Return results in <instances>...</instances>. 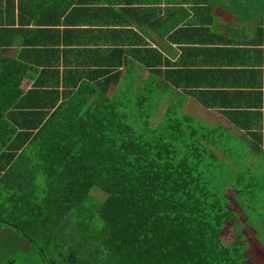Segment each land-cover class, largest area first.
Instances as JSON below:
<instances>
[{"label":"trees","instance_id":"16d2710c","mask_svg":"<svg viewBox=\"0 0 264 264\" xmlns=\"http://www.w3.org/2000/svg\"><path fill=\"white\" fill-rule=\"evenodd\" d=\"M15 34L0 27V264H252L258 244L223 242L237 199L202 125L173 107L152 123L155 83L60 84L44 51L7 55Z\"/></svg>","mask_w":264,"mask_h":264},{"label":"crops","instance_id":"0c3cea01","mask_svg":"<svg viewBox=\"0 0 264 264\" xmlns=\"http://www.w3.org/2000/svg\"><path fill=\"white\" fill-rule=\"evenodd\" d=\"M14 5L16 36L7 55L44 51L50 67L59 70L60 84L107 81L114 96L130 85L127 92L135 93L155 83L153 115L173 107L202 125L222 151L225 190L237 199L236 234L261 245L264 0H14ZM31 82L26 78L25 87Z\"/></svg>","mask_w":264,"mask_h":264},{"label":"rangeland","instance_id":"374dc122","mask_svg":"<svg viewBox=\"0 0 264 264\" xmlns=\"http://www.w3.org/2000/svg\"><path fill=\"white\" fill-rule=\"evenodd\" d=\"M161 111H162V107L160 110H158L155 115L153 116V123H155L156 121L159 120V118L161 117ZM96 190H99L97 187H92V189L90 190V195L92 192L96 191ZM97 196L99 197H102V193L98 191V193L96 194ZM233 221L234 219L232 220L231 222V225L229 224L226 229L224 230V233H223V242L224 243H228L230 242V240L233 238V235H235L237 233V231L240 229V226L238 223H234L233 224ZM253 221V220H252ZM258 241H261V245L260 244H256L257 246H260V253L256 251H253L252 250V246L254 245H250L248 244L247 245V248L249 247L248 251L249 253L251 254V260H250V263L252 264H264V236H261ZM255 247V246H254ZM20 258H22L20 256Z\"/></svg>","mask_w":264,"mask_h":264}]
</instances>
